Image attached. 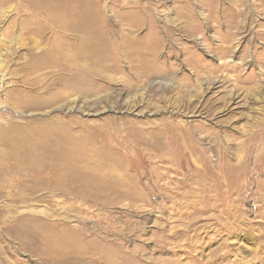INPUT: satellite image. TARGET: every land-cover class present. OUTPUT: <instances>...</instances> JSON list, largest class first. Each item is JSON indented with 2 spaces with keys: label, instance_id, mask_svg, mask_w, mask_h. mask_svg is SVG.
Segmentation results:
<instances>
[{
  "label": "rangeland",
  "instance_id": "obj_1",
  "mask_svg": "<svg viewBox=\"0 0 264 264\" xmlns=\"http://www.w3.org/2000/svg\"><path fill=\"white\" fill-rule=\"evenodd\" d=\"M0 264H264V0H0Z\"/></svg>",
  "mask_w": 264,
  "mask_h": 264
}]
</instances>
